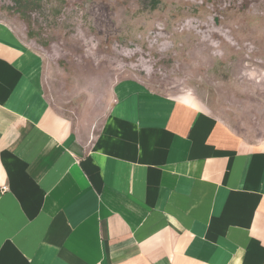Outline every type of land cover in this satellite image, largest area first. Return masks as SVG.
Masks as SVG:
<instances>
[{"label":"crops","instance_id":"obj_1","mask_svg":"<svg viewBox=\"0 0 264 264\" xmlns=\"http://www.w3.org/2000/svg\"><path fill=\"white\" fill-rule=\"evenodd\" d=\"M111 93L75 121L0 25V264H264V145L189 97Z\"/></svg>","mask_w":264,"mask_h":264},{"label":"rangeland","instance_id":"obj_2","mask_svg":"<svg viewBox=\"0 0 264 264\" xmlns=\"http://www.w3.org/2000/svg\"><path fill=\"white\" fill-rule=\"evenodd\" d=\"M50 103L97 126L120 80L189 97L264 145V0H0Z\"/></svg>","mask_w":264,"mask_h":264},{"label":"built area","instance_id":"obj_3","mask_svg":"<svg viewBox=\"0 0 264 264\" xmlns=\"http://www.w3.org/2000/svg\"><path fill=\"white\" fill-rule=\"evenodd\" d=\"M2 189L4 190V189H5V187H2Z\"/></svg>","mask_w":264,"mask_h":264}]
</instances>
